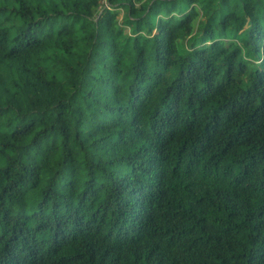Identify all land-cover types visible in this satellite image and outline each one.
Wrapping results in <instances>:
<instances>
[{
  "label": "trees",
  "instance_id": "trees-1",
  "mask_svg": "<svg viewBox=\"0 0 264 264\" xmlns=\"http://www.w3.org/2000/svg\"><path fill=\"white\" fill-rule=\"evenodd\" d=\"M0 264H264V0H0Z\"/></svg>",
  "mask_w": 264,
  "mask_h": 264
}]
</instances>
